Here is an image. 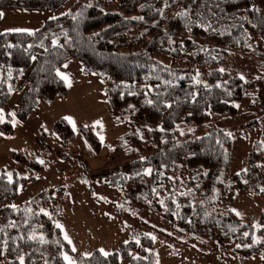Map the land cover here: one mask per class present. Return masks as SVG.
Masks as SVG:
<instances>
[{
  "label": "trees",
  "instance_id": "1",
  "mask_svg": "<svg viewBox=\"0 0 264 264\" xmlns=\"http://www.w3.org/2000/svg\"><path fill=\"white\" fill-rule=\"evenodd\" d=\"M68 1L65 14L45 20L33 32L0 34V110L15 91L21 93L16 117L22 122L39 99H64L67 88L58 73L67 60L78 62L84 74L101 80L113 120L130 126L114 145L120 148L129 140L135 146H153L140 158L96 171L81 156L73 157L89 178L120 190L128 202L181 230L220 246L236 244L241 255L264 259V205L255 227L215 204L225 193L224 184L238 191L247 185L255 194L264 191L261 143L251 145L247 169L222 183L230 167L231 136L221 128L180 132L235 115L234 104L250 90L264 122V13L255 0H0V13L54 12ZM179 34L183 38L172 49L163 45ZM226 48L260 59L261 78L247 82L234 71H221ZM51 127L62 144L75 139L66 119L55 120ZM79 131L99 155L98 129L80 126ZM0 134H13L9 115L0 122ZM53 154L71 159L66 153ZM13 158L41 169L16 153ZM25 180L0 174V261L20 264L23 257L24 264H66L68 254L74 264H120L121 259L157 264L154 240L142 233H133L116 252L95 249L86 256L74 255L55 224L52 188L18 206L11 204ZM163 184L168 190L161 195Z\"/></svg>",
  "mask_w": 264,
  "mask_h": 264
},
{
  "label": "rangeland",
  "instance_id": "2",
  "mask_svg": "<svg viewBox=\"0 0 264 264\" xmlns=\"http://www.w3.org/2000/svg\"><path fill=\"white\" fill-rule=\"evenodd\" d=\"M255 4L264 13V0H255ZM70 5L71 1H68L54 11L52 16H62ZM17 15L13 18L17 19L16 25L21 30L31 23H39L47 14ZM9 19L12 17L5 16L1 26L5 27L4 24ZM182 38L181 34L175 35L163 45L172 49ZM224 59V63L219 66L221 69L234 71L247 82L261 78V60L253 55L227 49ZM72 90L77 93V89ZM90 91L86 87L77 103L68 100L60 106L59 102H55L50 106L48 115L43 110L46 106L41 98L40 108L36 110L39 112L28 118L27 122H22L16 117L17 94H14L6 107L4 106L3 120L0 122L9 115L13 134H0V174L4 173L8 179L9 174L11 179L13 175L26 179L20 186L18 198L11 203L13 206L28 201L40 191L52 188L53 206L56 207L58 215L55 224L61 225L58 228L74 255L86 256L95 249L104 254L116 252L121 243L132 238L133 233H142L154 240L153 252L157 264H264V259L259 254L246 257L236 251V244L220 246L207 237H199L181 230L151 211L128 202L120 190L111 188L100 180L89 178L73 157L81 156L87 161L89 168L96 171L127 159L140 158L153 147L149 142L135 146L129 140H125V145L120 148L116 144L112 146L109 142L123 135L130 126L114 122L108 111L105 112L107 103L104 98H98L96 93ZM253 91H248L246 98L234 104L237 111L235 115L212 119L199 128L193 126L180 129L183 133L221 128L231 134L230 167L227 175L222 177V183L247 169L246 156L254 142L261 143L264 156V122L261 118L262 111L256 106ZM61 113L65 114L75 134V139L65 145L60 142L51 127L53 118ZM90 125L98 126L93 129H98L97 136L101 142L99 155L92 152L79 131L80 126L87 128ZM131 128L133 132L137 131L134 126ZM53 152L66 153L71 159L62 160ZM13 153L39 164L41 169L35 170L16 161ZM261 164H264V161ZM224 189V195L215 204L222 210L233 212L242 222L256 227L258 215L264 205V191L252 193L247 190V185L238 191L234 186L227 187L224 184ZM167 190L168 186L163 184L160 194H165ZM65 255L70 258L72 264L75 263L74 256ZM65 262L68 264V261ZM0 264H5L4 260H1ZM120 264L129 262L121 259Z\"/></svg>",
  "mask_w": 264,
  "mask_h": 264
},
{
  "label": "crops",
  "instance_id": "3",
  "mask_svg": "<svg viewBox=\"0 0 264 264\" xmlns=\"http://www.w3.org/2000/svg\"><path fill=\"white\" fill-rule=\"evenodd\" d=\"M1 13H3V15L1 16V19H0V34L6 33V32H27V33L33 32V31L37 30L43 24V22L45 20L55 18L54 16H52L54 14L53 11H23V10H15V9H3L1 11ZM17 13L29 14V15H33V16L39 15V14L40 15L41 14L42 15L47 14V15H45V17L41 18L42 20L39 23L38 22L31 23L28 26H26V28H21V30H20L19 26L16 25L17 19L13 18V16H18ZM5 16H10V17H12V19H9V21L4 24L5 27H2L1 24H3V20L5 19ZM25 24H27V23H25ZM59 75L66 85L67 96L64 99H59L58 101L54 100L51 103H48L44 100V104L46 107H44L43 110L47 115L49 114V112L51 110L50 106H52V104H54L55 102H59L58 104L60 106H63L64 104H66L68 102V100L69 101L71 100V101H74L75 103H77L78 100L80 99L81 95L84 94L86 87H88L89 91L91 90L94 93H96L97 94L96 96L98 98H104V100L106 101L105 96L103 94V84H102L101 80L94 74H84L82 72V66L78 62L67 60L63 64V69L59 73ZM62 77H67V80L63 79ZM72 89H77V93L74 92ZM91 91H90V93H91ZM14 94L15 95L17 94L16 102L18 104V101L20 99L21 94L18 91H15L12 94L11 98L14 96ZM78 96H79V98H78ZM106 103H107V101H106ZM17 104H16V111H17ZM40 104H41V99H39L38 106L33 110V112L29 115L28 118H30L31 116H34V114L39 112L36 110H37V108H40ZM107 107L105 108L106 109L105 112L108 111L107 113H109L108 104H107ZM45 113H42V114H45ZM109 115H110V113H109ZM59 118H64L67 120L65 114L61 113L59 116H55L53 118L54 119L53 122L55 121V119L57 120ZM28 120L29 119H27L25 122H27ZM107 120L108 121L110 120L109 117H107ZM88 127L98 128V126H96V125H90ZM118 137L119 136H117L115 139L113 138V140H111L109 143L113 146Z\"/></svg>",
  "mask_w": 264,
  "mask_h": 264
},
{
  "label": "snow or ice",
  "instance_id": "4",
  "mask_svg": "<svg viewBox=\"0 0 264 264\" xmlns=\"http://www.w3.org/2000/svg\"><path fill=\"white\" fill-rule=\"evenodd\" d=\"M2 15H3V13H0V16H2ZM221 71H223V69H221ZM62 78L67 80V77H62ZM241 79H243V77H241ZM149 103H151V101H149ZM12 115L14 116V114H12ZM2 120H3V115H2V110H0V121H2ZM97 123H99V122H97ZM228 135H231V134L229 133ZM149 171H151V170H149ZM9 178L11 179V174H9ZM57 227H61V225L57 224ZM245 235H247V234H245ZM65 238H67V237H65ZM258 242L259 241L254 240V243H258ZM238 247H239V245H238ZM73 250H75V249H73ZM64 259L66 261H68V264H72V261L70 260V258L67 255L64 256ZM20 264H24L23 257H20Z\"/></svg>",
  "mask_w": 264,
  "mask_h": 264
}]
</instances>
